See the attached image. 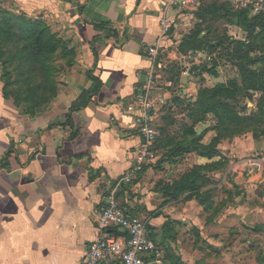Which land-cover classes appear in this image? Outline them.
Returning a JSON list of instances; mask_svg holds the SVG:
<instances>
[{
  "label": "crops",
  "instance_id": "crops-1",
  "mask_svg": "<svg viewBox=\"0 0 264 264\" xmlns=\"http://www.w3.org/2000/svg\"><path fill=\"white\" fill-rule=\"evenodd\" d=\"M13 1L28 14L43 16L67 31L77 44L78 60L61 74L53 106L37 117L13 107L0 81V264H79L88 244L102 236L96 217L106 195L144 143L136 115L151 71L154 79L162 80L164 62L177 63L184 87L180 93L197 98L192 86L200 85V71L196 79L183 75L186 69H197L179 49L197 12L186 14L168 0ZM163 19L172 27L163 36L153 67L150 48L162 36ZM89 74L101 80L98 92ZM158 89L156 83V120L164 98L156 94ZM85 92L90 102L73 111ZM240 142L229 140L223 146L233 155L240 152L235 148ZM249 145L243 152L250 151ZM164 149L162 156L167 155ZM146 166L118 190L117 199L129 213L149 218L156 235L170 219L179 221L185 234L168 240L185 264H264V204L238 205L231 213L243 216L232 217L229 212L211 221L199 216L203 210L199 204L175 201L162 193L170 180L160 185V179L172 174V166L162 171ZM238 169L235 177L248 174L246 187L254 191L258 174ZM194 227L201 229L199 238L192 235Z\"/></svg>",
  "mask_w": 264,
  "mask_h": 264
},
{
  "label": "rangeland",
  "instance_id": "rangeland-1",
  "mask_svg": "<svg viewBox=\"0 0 264 264\" xmlns=\"http://www.w3.org/2000/svg\"><path fill=\"white\" fill-rule=\"evenodd\" d=\"M205 4L201 8L183 9V12L190 14L193 10L201 11L210 5L211 1L206 0ZM191 24L188 34L195 30L197 25L201 26L202 32L199 38L205 42L201 49H190L182 53L190 56L189 61L194 64L197 71H200L202 85L211 88L218 83H228L233 78L239 80L237 56L244 55L246 47L239 51L236 46L239 42L245 44L251 42L253 40V36L250 37L251 33L240 26L236 18L227 14L223 9H218L215 15L208 16L206 21L196 16ZM263 39L264 35L259 34L257 36L254 50L248 53L250 58L259 59L264 55ZM36 42H50L47 45L48 48L44 49V51H48L45 53L46 57L43 58V55L36 56ZM77 60V44L63 28L46 20L43 16L28 14L18 4L15 5L13 0H5L0 3V81L6 86L7 100L20 113L37 117L52 107L62 85L61 74L70 71ZM46 61H48V70L53 74L52 81L47 80L49 78L45 72L47 65H44ZM164 64L167 66L166 75L162 80L160 78L154 79V84H159L156 94L164 97L159 101L158 112L160 116L156 120L157 126L162 130V135L152 144L154 157L147 164V166H154L161 171L166 169L164 166H172L170 167L173 171L172 174L170 173L169 177L164 176L165 179H160V185L167 179L170 180L169 185L163 187L162 193L175 201L181 199L185 202L193 201L195 204H199L203 208L199 216H206L211 221L231 213L232 207L238 205L247 207L248 203L253 201L263 205L264 189L256 190L257 187L264 188V171L258 173L256 166L250 168L244 161L253 157H264V90L251 91L252 97L243 100V104H248L249 108L240 111V115L245 119L232 134L225 132L227 136L222 138L220 142H216L219 131L215 128L218 127V121L213 115H209L206 120L190 127L192 122L188 118L190 108L188 106L197 98L192 99L193 97L189 98L180 93L184 87H181L179 81L177 84L170 85L171 82L168 81L170 73H174L179 65L170 60L165 61ZM207 68H210L211 71H206ZM253 68L264 69V60H259L253 65ZM203 73L207 75L204 77ZM209 78L210 81H208ZM201 83L199 86H192V90L197 93V96ZM175 97H178L179 100L175 101ZM155 107L154 111H156ZM187 127L188 129L193 128L198 136H203L199 142V145L203 147L202 152L206 154L210 151L213 153V157L202 156L198 151H192L195 152L193 154L174 151L178 147V142L193 138L192 136H185ZM235 139L241 141L235 147L240 152L237 151L232 155L223 144ZM165 140H170V144L168 142V145L164 143L161 146V141L165 142ZM247 145L250 146V151L243 152L242 149L246 148ZM163 147L165 148L164 152L167 153L166 156L161 154ZM206 159L208 161L201 163ZM200 166H208V170H201V174L205 178L200 176L197 177L199 180L196 179L197 184H203V187H200L201 189L198 191L175 193L176 184L183 183L186 178L193 176L195 172H199L196 171V168ZM236 166H240L241 169L238 170H250L254 174H258L253 181L254 191H248L249 188L246 187L249 184L247 180L250 178L248 174L241 178L235 177ZM206 193H211L208 210L200 203L199 197L195 196ZM190 196L192 198H189ZM230 216L241 217L243 214L237 215L232 212ZM167 222L171 224V231L167 233L168 236L185 234L183 233L185 228L178 224L179 221L170 219ZM189 228L193 227L189 226ZM243 228L247 230L245 225ZM194 230L192 229V235L199 238L201 229L194 227ZM159 233L160 236L158 234L157 236L165 253L182 261L178 248L169 241L170 239L168 240L166 235H163L162 228ZM244 234L247 236L248 232L245 231ZM171 261L169 260V263L174 264L175 260L172 263ZM183 262L181 264H185Z\"/></svg>",
  "mask_w": 264,
  "mask_h": 264
},
{
  "label": "built area",
  "instance_id": "built-area-1",
  "mask_svg": "<svg viewBox=\"0 0 264 264\" xmlns=\"http://www.w3.org/2000/svg\"><path fill=\"white\" fill-rule=\"evenodd\" d=\"M204 0H168V3L180 9L198 8ZM233 10H247L251 16L264 17V0H221ZM171 22L161 21L162 36L156 46L150 48V60L154 67L158 60L163 36L170 33ZM183 75L196 79L199 72L186 69ZM154 73L151 71L147 82L138 98L137 129L144 138V143L137 147L134 162L128 171L118 179L115 187L108 192L104 205L98 210L96 225L102 236L88 244L84 257L79 264H167L166 253L161 244L152 237V226L149 218L129 213L117 199V192L123 185L130 184L140 175L145 166L154 157L152 144L162 135L156 124L154 101ZM245 164L258 173L264 171V157L246 159ZM120 232L117 235L115 231Z\"/></svg>",
  "mask_w": 264,
  "mask_h": 264
},
{
  "label": "trees",
  "instance_id": "trees-1",
  "mask_svg": "<svg viewBox=\"0 0 264 264\" xmlns=\"http://www.w3.org/2000/svg\"><path fill=\"white\" fill-rule=\"evenodd\" d=\"M205 1L206 0L202 2L200 8L206 5ZM209 1H211V4L203 8V10L198 11L197 17L206 21L208 16L215 15L218 9H223L226 11L227 14L235 17L237 23L240 26L246 28L251 33L250 37L253 36V40H251V42H249L248 44L239 42L236 46L237 50L239 51L244 47H246V50L244 51V55L242 54L237 56L238 59L237 67L239 70L240 79L238 80V78H233L228 83H218L211 88L207 86H203L201 83V86L198 90V96L196 101L190 102L192 104L188 106L190 107L188 118L192 122V125L190 127H194L195 124L206 120L209 115H213L216 118V120L219 123L218 127L216 126L215 128L218 129L219 131L217 136L218 139H216V142H220L222 138L227 136L225 132H230L232 134V132L245 119L242 118V116L240 115V111L248 109L249 107L248 104L246 103L243 104V100L252 97L251 91L264 90V69L257 70L253 68V65L258 63L259 60H264V55L259 57V59L250 58L248 56V53L254 50L257 36L259 34L264 35V17L251 16L247 10H233L229 4L221 0H209ZM201 32H202L201 26L197 25L195 30H193L190 34L184 37V40L179 48L180 51L185 52L190 49H201L203 43L205 42L202 40V38H199ZM49 43L50 42H36V46H35L37 51L36 56L40 57L43 55V58L44 56L46 57L45 53L48 51H44V49L48 48L47 45H49ZM47 63L48 61H46L44 65H47ZM159 63L157 64V66L159 65ZM206 71L210 72L211 69L207 68ZM45 72H46V76L49 77L47 80L52 81L53 74H51V71L48 70V65L45 68ZM180 76H181V68L177 67L176 71L172 74L170 73V76L168 78L169 83L171 82L170 85L177 84L178 81L180 82ZM91 78L96 83V91L98 92L102 87V82L99 78H96L92 75ZM3 95L5 96L6 99H8L6 86H3ZM90 100H91L90 95H88L85 92V94L78 100V102L75 103V105H73L72 110L77 111L79 109L85 108L90 102ZM174 100L178 101L179 98L175 97ZM184 134L186 137L192 136L193 138H191V140L188 139L185 141L183 139V142H178L177 143L178 147L174 151H176L177 153L198 151L199 154L202 156L208 158L213 157V153L210 151L206 154L205 152H202L203 147L199 145V142L203 136H198L193 128L188 129L187 127ZM168 142L170 144V140L169 141L165 140V142L161 141V146L164 145V143L168 145ZM203 169L208 170V166L207 167L200 166L196 168V171L199 172L197 173L195 172L193 176H189L188 178H186L183 183L176 184L174 188L175 193L180 194L184 191H198L199 189H201L203 187V184H197V180H199L197 179V177L201 176V178H205L203 174H201V170ZM197 194L195 196L197 198L199 197L200 203L204 205L208 210V208H210L209 201H210L211 193H206L204 195L201 194L197 195ZM189 198H192V196H190ZM170 231H171V224L167 222L164 228V235H166L168 239L170 238L174 239V236L172 234L169 236L167 235V233ZM115 233L117 235L121 234L117 230L115 231ZM152 237L156 241H158L157 240L158 236L156 234L152 233ZM169 260H172L171 263L175 260L174 264H181V262L183 261V260L181 261L177 257L172 256L171 254L168 255L166 254L167 264H170Z\"/></svg>",
  "mask_w": 264,
  "mask_h": 264
},
{
  "label": "water",
  "instance_id": "water-1",
  "mask_svg": "<svg viewBox=\"0 0 264 264\" xmlns=\"http://www.w3.org/2000/svg\"><path fill=\"white\" fill-rule=\"evenodd\" d=\"M183 84H184V85L187 84V79H186V78H184V80H183ZM184 93H186V90H185V89H184Z\"/></svg>",
  "mask_w": 264,
  "mask_h": 264
}]
</instances>
